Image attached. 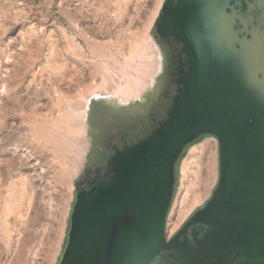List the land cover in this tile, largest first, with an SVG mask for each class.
I'll list each match as a JSON object with an SVG mask.
<instances>
[{"label": "rangeland", "instance_id": "374dc122", "mask_svg": "<svg viewBox=\"0 0 264 264\" xmlns=\"http://www.w3.org/2000/svg\"><path fill=\"white\" fill-rule=\"evenodd\" d=\"M163 1L0 0V264H58L88 157L89 140L81 146L84 132L90 138V102L85 122L83 106L96 93L110 106L128 104L150 87L162 64L154 26ZM240 48L264 54V25ZM133 86V95H119ZM118 120L108 109L100 128ZM208 139L180 161L168 237L217 184V139L184 178L190 150ZM195 170L203 188L183 204Z\"/></svg>", "mask_w": 264, "mask_h": 264}, {"label": "water", "instance_id": "95a60500", "mask_svg": "<svg viewBox=\"0 0 264 264\" xmlns=\"http://www.w3.org/2000/svg\"><path fill=\"white\" fill-rule=\"evenodd\" d=\"M202 55L191 54L190 82L199 87L188 90L189 109L176 114L194 116L214 83L219 177L209 199L168 237L173 148L197 123L171 120L120 152L105 178L77 184L58 264H264V54Z\"/></svg>", "mask_w": 264, "mask_h": 264}, {"label": "flooded vegetation", "instance_id": "af4514ba", "mask_svg": "<svg viewBox=\"0 0 264 264\" xmlns=\"http://www.w3.org/2000/svg\"><path fill=\"white\" fill-rule=\"evenodd\" d=\"M247 17L250 22L254 21L253 28L262 27L264 0H164L154 26L162 54L160 71L140 98L120 106H104L103 113L109 109L116 116L124 117V120L116 121L103 133L99 131L89 149L90 156L83 168L84 175L78 183L87 184L105 178L120 152L156 134L157 130L171 120L193 119L197 122L191 134L185 136L186 141L178 139L175 142L173 152L179 153L174 163L176 170L182 157L195 144L206 138H215L219 143L216 134L218 125L214 121L213 113L214 83L210 79V83L206 85L207 99L204 102L202 97L197 101L194 116L187 118L176 113L189 109L186 105L188 90L199 87L190 82L193 79L191 54L197 52L194 50L193 41L198 35L202 37L201 32L210 30L212 34L213 26L219 25L220 21L227 39L230 27L236 31L234 36H240L241 21ZM209 32L206 36L212 37ZM243 32L245 34V30ZM224 81L223 79L221 83L223 90ZM222 112L224 118V106Z\"/></svg>", "mask_w": 264, "mask_h": 264}, {"label": "bare ground", "instance_id": "6f19581e", "mask_svg": "<svg viewBox=\"0 0 264 264\" xmlns=\"http://www.w3.org/2000/svg\"><path fill=\"white\" fill-rule=\"evenodd\" d=\"M230 20H231V16H230ZM250 19H246V20H244V21H241V27H240V29L242 30V33H241V35L240 36H234V32H235V34H236V31L234 30H232V27H230L231 29H230V35H231V37H230V42L228 43V44H224V48L222 47V44L219 46V44L221 43V42H219V43H217L216 44V46H215V43H213V45L211 46V50L209 51L210 52V54H207L205 51H204V49L203 50H201V54H196L195 53V58H201V57H203V55H202V52H203V54H207L208 56H209V58L211 59V58H213L214 57V55L213 54H217V52L219 53V54H221V51L222 50H224L225 49V46L226 45H228V49L226 50H224V52L225 53H223V56H226V57H228V56H230L231 55V53L232 54H240L241 53V48H240V44H239V42H237V44L236 45H234L233 47H232V44L233 43H235L233 40H236V41H240L241 42V40H243L245 37H246V31H252V29H253V27H254V21L252 20L251 22L249 21ZM231 23V22H230ZM243 24H244V26H243ZM239 27H236V29H238ZM245 30V34H244V31ZM258 29H255V31H257ZM253 33H254V29H253ZM151 35V34H150ZM250 36V35H249ZM197 38H198V36H197ZM219 38V37H218ZM147 39V38H146ZM198 40V39H197ZM205 40H206V38H205ZM149 41H151V40H149ZM152 42V41H151ZM153 43V42H152ZM196 44V43H195ZM201 44V43H200ZM202 45H203V43H202ZM201 45V46H202ZM203 46H205V45H203ZM227 47V46H226ZM199 48V47H198ZM195 49V48H194ZM158 52H159V50H158ZM160 53H158L157 54V56L160 58V55H159ZM225 54V55H224ZM161 60V59H160ZM160 60H159V62H160ZM135 87L133 86V87H128L126 90H125V92H123V93H121V92H119V95L120 94H123V95H125V96H131V95H133L134 93H135ZM117 94V93H116ZM104 94L103 93H99V94H97L96 93V95L94 94L92 97H100V96H103ZM91 97V98H92ZM91 98H89V99H87V101L85 102V104H84V106H83V121L85 122V117H86V110H87V107H88V104H89V102L91 101ZM86 127V126H85ZM85 127L84 126H79V128H78V130L79 131H81V130H83V129H85ZM88 140L89 139H87V136H86V134H85V132H84V135H83V138H82V148H83V150L85 151V149L87 148V143H88ZM208 143H203L202 145H200V146H195V147H193L191 150H190V153H189V156H188V158H187V160L185 161V164H184V178H186V176H187V171H185V169L186 168H189V169H186V170H190V164H191V162H198V161H200V157H201V154L205 151V146L207 145ZM214 146V145H213ZM207 147V146H206ZM208 150V149H207ZM209 151V150H208ZM211 151V150H210ZM198 155H199V157H198ZM206 155H207V153H206ZM80 159H82V161H83V155H82V157L80 156ZM188 159L190 160V161H188ZM202 171V170H201ZM203 172V171H202ZM202 172H200V171H193V174H192V178H191V180H190V182H189V184H188V186H187V188H186V192H185V195H184V198L182 199V201H183V204H184V202L187 204L189 201H193V199H195L194 197L196 196V194H197V196H198V191H201V188H203V182H204V176H202L204 173H202ZM202 173V174H201ZM214 176V175H213ZM197 188V189H196ZM192 197H193V199H192ZM174 226V225H173Z\"/></svg>", "mask_w": 264, "mask_h": 264}, {"label": "crops", "instance_id": "0c3cea01", "mask_svg": "<svg viewBox=\"0 0 264 264\" xmlns=\"http://www.w3.org/2000/svg\"><path fill=\"white\" fill-rule=\"evenodd\" d=\"M202 28H204L203 25H202ZM209 31L210 30H207V32H209ZM206 33L201 32L200 34L202 35V37H199V35H198V38H196L195 41H193V46H194V48L197 51L196 54H201V50H203V49H204V51L207 54H210L209 51L211 50L210 48L213 45V43H215V46H216L217 43L221 42L219 44V46L222 44V47L224 48V44H228L230 42V37H231L230 31H229V36H228V39H227L225 37V34L222 32L221 21L219 22V25L218 24H215L213 26L212 34H211V31L209 32V35H211L212 37L206 36L207 35ZM205 38H206V40H205ZM202 43L205 46H203ZM226 46H225V49L227 50L228 49V45H226ZM224 50L221 51V54L225 53ZM202 54H203V52H202ZM217 54H219V53L217 52ZM143 93H142V95H143ZM90 104H91V106H90ZM90 104H89V107H88V109L90 110V113H89V116H87V119H88V129H89V133H90L89 147H88V158H89V151H90L89 149L92 147V145H93V143L95 141V138L97 137L99 131L101 130L102 133H103L102 128H100L99 122H100L101 116L103 114V111L105 110V107L104 106L105 105H108V102H106L105 100H103V97H99V98H95L94 97L92 99V101H90ZM210 145H212V147H213V145L216 146L215 139H208V144L206 145L207 146V149L210 148ZM87 159H86V161H87Z\"/></svg>", "mask_w": 264, "mask_h": 264}, {"label": "trees", "instance_id": "16d2710c", "mask_svg": "<svg viewBox=\"0 0 264 264\" xmlns=\"http://www.w3.org/2000/svg\"><path fill=\"white\" fill-rule=\"evenodd\" d=\"M90 156V155H89Z\"/></svg>", "mask_w": 264, "mask_h": 264}]
</instances>
